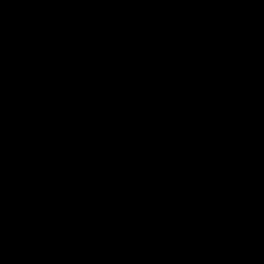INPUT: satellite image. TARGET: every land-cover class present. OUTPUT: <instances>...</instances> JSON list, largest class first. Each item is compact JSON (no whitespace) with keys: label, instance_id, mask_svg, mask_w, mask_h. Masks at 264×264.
Here are the masks:
<instances>
[{"label":"crops","instance_id":"crops-1","mask_svg":"<svg viewBox=\"0 0 264 264\" xmlns=\"http://www.w3.org/2000/svg\"><path fill=\"white\" fill-rule=\"evenodd\" d=\"M143 1L205 91L264 125V0ZM6 18L14 25L0 32V71L14 62L15 76L0 186L13 198L32 194L10 185L16 166L68 154L60 104L73 101L77 129L96 135V149L77 160V250L66 264H264V133L215 108L151 100L119 70L107 73L103 96L77 59L84 48L155 82L166 63L146 39L139 0H0ZM68 200L57 188L48 206L67 218ZM48 249L34 239L10 245L0 229V264H34Z\"/></svg>","mask_w":264,"mask_h":264},{"label":"built area","instance_id":"built-area-1","mask_svg":"<svg viewBox=\"0 0 264 264\" xmlns=\"http://www.w3.org/2000/svg\"><path fill=\"white\" fill-rule=\"evenodd\" d=\"M177 67L169 73L170 83L180 82ZM15 63L0 71V142L10 144L11 106L9 94L13 89ZM177 76V77H175ZM57 114L69 123V148L66 156H47L42 152L34 161L18 164L10 180L12 186L34 188L22 198H13L0 186V229L5 231L7 242L16 245L24 239H34L49 245L46 255H37L34 264H66L75 261L76 234V177L77 160L83 152L96 149V135L79 131L75 125L74 102L60 104ZM65 166V171L62 167ZM65 187L69 194L70 215L57 216L48 206L52 190Z\"/></svg>","mask_w":264,"mask_h":264},{"label":"trees","instance_id":"trees-1","mask_svg":"<svg viewBox=\"0 0 264 264\" xmlns=\"http://www.w3.org/2000/svg\"><path fill=\"white\" fill-rule=\"evenodd\" d=\"M139 2L142 16L148 30L146 39L161 54L166 63V68L158 76L155 82L147 83L133 70L122 66L117 62L104 60L87 49L79 48L76 53L77 59L90 68L92 75L98 81L100 93L103 96L109 94L110 87L107 78L108 72L115 70L123 71L136 81L140 90L148 98L151 100H159L172 108H188L192 111H196L199 106H202L220 110L219 105L226 103L240 109L245 112V118L241 126L247 132L261 138V134L264 133V125L257 115L252 110L237 105L225 97H218L205 91L200 80L199 72L192 65L190 58L174 50H169L170 55L168 57L163 56L153 40V34L155 33L154 15L143 0H139ZM13 25L14 21L8 18L0 21V32L10 31L13 28ZM173 67L178 68L176 75L180 76L181 80L180 82L171 84L169 73Z\"/></svg>","mask_w":264,"mask_h":264},{"label":"water","instance_id":"water-1","mask_svg":"<svg viewBox=\"0 0 264 264\" xmlns=\"http://www.w3.org/2000/svg\"><path fill=\"white\" fill-rule=\"evenodd\" d=\"M153 40L158 46L159 50L163 54V56L168 57L170 55V51L168 48L162 43L156 33L153 34ZM219 109L230 119L235 121L238 124H241L245 118V112L237 109L229 104L222 103L219 105Z\"/></svg>","mask_w":264,"mask_h":264}]
</instances>
